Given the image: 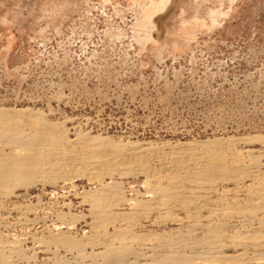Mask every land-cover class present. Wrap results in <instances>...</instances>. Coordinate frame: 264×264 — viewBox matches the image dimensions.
<instances>
[{
    "label": "rangeland",
    "instance_id": "obj_1",
    "mask_svg": "<svg viewBox=\"0 0 264 264\" xmlns=\"http://www.w3.org/2000/svg\"><path fill=\"white\" fill-rule=\"evenodd\" d=\"M3 106L40 109L52 122L77 116L73 123H66L70 130L61 134L71 136L70 127L78 124L77 129L94 128L92 134L109 135L119 145L128 140L160 142L264 134V0H0ZM63 143L69 150L83 151L74 141ZM260 143L239 144L237 150L215 158L221 166L212 171L214 179L199 183L218 186L209 192V206L199 212L206 215L199 219L227 224L228 236L223 243L228 245L224 246L228 258H234L240 249L229 246L234 245L233 236L245 233L239 225L240 216L245 214L244 201L262 189L261 181L249 174L246 151L263 150L264 161V144ZM162 151L170 152L171 148ZM69 160L70 156L63 159ZM149 164L152 184H168L163 175L176 172L156 162ZM102 166H97L98 172ZM83 168L86 172L89 166L84 164ZM258 171L264 173V167ZM110 179L121 180L122 197L138 194L143 198V174H114L101 181L82 176L74 182L77 196L64 192L50 198L51 185H36L30 194L6 200L0 206V219L14 203L28 205L41 200L57 213L68 211L62 204L72 200L70 211L87 216L77 220L71 231L87 240L94 228L87 224L91 221L90 201L83 199ZM225 202L234 205L232 212L214 210ZM185 213L172 208L173 216L183 217ZM160 214L138 216L133 229L140 236L138 243L147 244L151 237L168 233L178 224L179 220ZM42 215L36 223L10 224L0 230L7 239H19L31 255L34 241L49 235Z\"/></svg>",
    "mask_w": 264,
    "mask_h": 264
},
{
    "label": "bare ground",
    "instance_id": "obj_2",
    "mask_svg": "<svg viewBox=\"0 0 264 264\" xmlns=\"http://www.w3.org/2000/svg\"><path fill=\"white\" fill-rule=\"evenodd\" d=\"M161 6L165 7L164 2ZM152 17L153 14L148 18ZM47 114L30 106L18 109L0 107V206L10 197L23 196L29 193L32 187L40 184L53 187L48 192L50 198H57L64 192L74 197V194H79L74 183L78 178L86 176L89 180L101 181V178H111L114 174L120 177L143 174V198L138 194L131 198L122 197L125 191L121 180L117 182L110 179L104 181L95 192L91 189L94 193L83 199L85 202L90 201L88 216L91 221L87 224L94 228L92 236H85L87 240L77 238L71 231L77 220L79 222V219L83 220L87 216L70 211L72 200L62 204L63 207L68 206V211L58 210L57 213L51 206H47V209L42 205L41 200L28 205L14 203L6 215L1 217L0 228L9 227L10 224H31L38 220L42 213L41 218L49 235L47 238L35 240L33 252L28 255L19 239H7L0 230V264H264V173L258 171L264 167L261 154L263 150L246 149L250 158L249 174L253 180H260L263 185L251 199L244 201L246 204L242 210L245 214L239 218L241 223L240 220L237 222L245 233L235 234V240H231L234 245H229L236 250L240 248L234 258H228L224 253V246H228L223 243L228 236L225 228L227 224L219 223L217 219L210 223L201 222L199 219L206 215L199 212L209 206V192L218 187L216 184L204 185L206 180L214 179L212 171L221 166L216 164L214 159L226 155L230 149L237 150L239 144H264V134L160 142L128 140L119 145L121 143L109 135L92 134L94 128L86 131L77 129L78 124L70 127L75 137H71L73 134L65 136L64 132L70 130L66 123H73L79 117L73 116L62 122H52ZM21 125L29 128L19 127ZM46 126H49V129L45 128ZM66 141L79 144L82 153L76 149L65 148L63 142ZM165 148H171V151H162ZM68 156L71 161H63L64 157ZM87 157L94 159L88 161ZM149 162H156L176 171L163 175L168 184L151 183L153 179L149 174ZM84 164L89 166L86 172ZM99 165H103L100 172L97 169ZM71 166L74 167L72 171ZM195 167L198 170L195 171ZM192 168L193 172L190 171ZM200 168L202 169L199 170ZM200 182H204L203 185H200ZM133 190L129 188V191ZM121 205H128V208L123 210ZM222 205L219 203L213 208L229 209V212L235 208L228 202ZM174 207L186 212L185 215L173 216ZM236 209L235 211L238 210ZM154 212L166 215L167 219L179 220L178 224H175L170 232L153 235L149 243L140 244V236L133 231L137 225L134 224L135 220L140 215L150 216ZM255 224L257 227L252 226ZM142 235L148 236L150 240L147 233Z\"/></svg>",
    "mask_w": 264,
    "mask_h": 264
}]
</instances>
